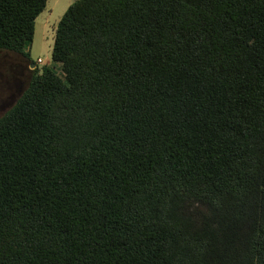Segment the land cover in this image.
I'll list each match as a JSON object with an SVG mask.
<instances>
[{
  "label": "trees",
  "instance_id": "trees-1",
  "mask_svg": "<svg viewBox=\"0 0 264 264\" xmlns=\"http://www.w3.org/2000/svg\"><path fill=\"white\" fill-rule=\"evenodd\" d=\"M51 58L0 115V264H264V0H74Z\"/></svg>",
  "mask_w": 264,
  "mask_h": 264
},
{
  "label": "rangeland",
  "instance_id": "rangeland-1",
  "mask_svg": "<svg viewBox=\"0 0 264 264\" xmlns=\"http://www.w3.org/2000/svg\"><path fill=\"white\" fill-rule=\"evenodd\" d=\"M73 1H46L44 10L35 18L28 58L11 50H0V115L15 103L31 76L43 67H50L63 76L59 63L51 58V49L57 22Z\"/></svg>",
  "mask_w": 264,
  "mask_h": 264
},
{
  "label": "water",
  "instance_id": "water-1",
  "mask_svg": "<svg viewBox=\"0 0 264 264\" xmlns=\"http://www.w3.org/2000/svg\"><path fill=\"white\" fill-rule=\"evenodd\" d=\"M31 65H34V63L31 62Z\"/></svg>",
  "mask_w": 264,
  "mask_h": 264
},
{
  "label": "crops",
  "instance_id": "crops-1",
  "mask_svg": "<svg viewBox=\"0 0 264 264\" xmlns=\"http://www.w3.org/2000/svg\"><path fill=\"white\" fill-rule=\"evenodd\" d=\"M44 10V9H43Z\"/></svg>",
  "mask_w": 264,
  "mask_h": 264
}]
</instances>
